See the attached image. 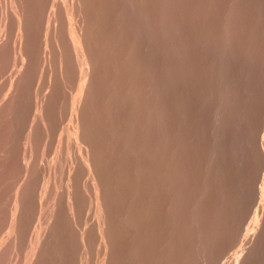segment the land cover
<instances>
[{
  "label": "rangeland",
  "instance_id": "rangeland-1",
  "mask_svg": "<svg viewBox=\"0 0 264 264\" xmlns=\"http://www.w3.org/2000/svg\"><path fill=\"white\" fill-rule=\"evenodd\" d=\"M261 146L264 0H0V264H264Z\"/></svg>",
  "mask_w": 264,
  "mask_h": 264
},
{
  "label": "bare ground",
  "instance_id": "bare-ground-1",
  "mask_svg": "<svg viewBox=\"0 0 264 264\" xmlns=\"http://www.w3.org/2000/svg\"><path fill=\"white\" fill-rule=\"evenodd\" d=\"M248 1H249V0H248ZM185 2H186V1H185ZM255 2H256V1H255ZM260 2H261V1H260ZM186 3H187V2H186ZM188 4H189V3H188ZM192 4H193V3H192ZM72 7H73V6H72ZM249 7H250V6H249ZM200 8H201V7H200ZM200 8H199V10H200ZM66 9H67V8H66ZM233 9H234V8H233ZM249 9H250V8H249ZM197 10H198V9H197ZM197 10H196V11H197ZM245 10H246V9H245ZM255 12H256V11H255ZM184 13H185V12H184ZM235 13H236V12H235ZM188 14H189V13H188ZM198 14H199V13H198ZM256 15H257V14H256ZM70 17H71V16H70ZM169 18H170V17H169ZM187 18H188V17H187ZM180 28H181V27H180ZM170 29H171V28H170ZM170 29H169V30H170ZM255 29H256V28H255ZM69 30H70L69 32H70V39H71V41L73 42V44H75L76 46H78L79 43H78V41L75 39V35L72 33V30H71V29H69ZM175 30H176V29H175ZM178 30H179V29H178ZM181 31H182V30H181ZM171 33H172V30H171ZM173 34H174V33H173ZM170 35H171L172 40H173L174 35H173V36H172V34H170ZM170 35H169V36H170ZM80 36H81V35H80ZM245 39H246V38H245ZM241 40H242V39H241ZM173 41H174V40H173ZM180 41H181V40H180ZM190 41H191V40H190ZM249 43H250V42H249ZM171 44H173V42L170 43V44H168V45H171ZM180 45H181V44H180ZM243 45H244V44H243ZM171 47H172V50H173V51H174V49H176L174 45H172ZM77 48H78V47H77ZM173 48H174V49H173ZM180 48H181V47H180ZM252 48H253V47H252ZM170 50H171V48H170ZM170 50H169V51H170ZM171 52H172V51H171ZM174 52H175V51H174ZM172 53H173V52H172ZM172 53H171V54H172ZM178 53H179V52H178ZM175 54H176V53H175ZM82 55H83V53H82ZM170 56H171V55H170ZM173 57H174V56H173ZM181 58H182V57H181ZM244 59H245V58H244ZM172 60H173V59H172ZM181 61H182V60H181ZM246 62H247V61H246ZM178 63H179V62H178ZM187 63H188V62H187ZM222 63H223V62H222ZM80 65H81V64H80ZM169 65H170V64H169ZM188 65H189V64H188ZM86 66H87V65H86ZM178 66H179V64H178ZM216 67H217V66H216ZM171 68H172V67H171ZM171 68H170V69H171ZM221 68H222V67H221ZM86 69H87V68H86ZM170 69H169V70H170ZM214 69H215V68H214ZM218 69H219V68H218ZM173 71H174V70L172 69V72H173ZM217 71H218V70H217ZM170 72H171V71H170ZM170 72H169V73H170ZM174 72H176V71H174ZM174 72H173V75H174ZM190 73H191V72H190ZM239 73H240V72H239ZM243 73H244V72H243ZM170 75H172V73H171ZM173 75H172V76H173ZM179 75H180V74H179ZM184 75H185V74H184ZM192 75H193V74H192ZM172 76H171V78H172ZM173 77H174V76H173ZM168 78H169V77H168ZM171 78H169L170 81H171ZM226 78H227V76H226ZM229 78H230V77H229ZM189 80H190V79H189ZM172 81H173V79H172ZM172 84H174V82H173ZM183 86H184V85H183ZM228 86H229V85H228ZM173 87H174V86H172L171 91H173ZM170 88H171V87H170ZM76 91H77V90H76ZM187 91H188V90H187ZM187 93H188V92H187ZM176 94H177V93H176ZM172 95H173V94H172ZM180 96H181V95H180ZM184 97H185V96H184ZM172 98H173V96H172ZM182 98H183V97H182ZM180 99H181V98H180ZM173 101H174V99H173ZM179 102H180V101H179ZM182 102H183V101H182ZM172 103H173V102H172ZM173 104H174V103H173ZM178 104H179V103H178ZM252 105H253V104H252ZM168 107H169V106H168ZM170 107H171L170 109L174 108V106H170ZM177 107H178V106H177ZM176 109H178V108H176ZM181 109H182V108H181ZM172 110H173V109H172ZM182 110H183V109H182ZM71 111H72V110H71ZM177 111H178V110H177ZM71 113H72V112H71ZM170 113H171V112H169V115H170ZM250 113H251V112H250ZM173 114H174L173 116H176L174 112H173ZM176 114H177V113H176ZM243 114H244V113H243ZM171 116H172V115H170V117H171ZM183 116H184V115H183ZM246 116H247V115H246ZM171 118H172V117H171ZM171 118H170V119H171ZM173 118H174V117H173ZM173 118H172V121H171L172 123H174V122H173ZM232 118H233V117H232ZM253 119H254V118H253ZM250 121H251V120H250ZM169 122H170V120H169ZM169 122H168V126H170L169 124L171 123V122H170V123H169ZM175 122H176V121H175ZM174 124H175V123H174ZM174 124H173V125H174ZM179 124H180V122H179ZM251 124H252V123H251ZM173 125L170 126L171 129H172V126H173ZM257 125H258V124H257ZM154 126H155V125H154ZM161 126H163V125H161ZM166 126H167V124H166ZM168 126H167V127H168ZM174 126H175V125H174ZM177 126H178V124H177ZM248 126H249V125H248ZM163 127H164V126H163ZM261 127H262V126H261ZM156 128H158V127H156ZM167 129H168V128H167ZM174 129H175V128H174ZM174 129H173V130H174ZM177 129H178V128H177ZM179 129H180V128H179ZM253 129H254V128H253ZM162 130H163V129H162ZM261 130H262V129H261ZM261 130H260V131H261ZM167 131H168V130H167ZM169 131H170V128H169ZM177 131H178V130H177ZM177 131H172V132H171L172 135H173L175 132H177ZM247 131H248V130H247ZM156 132H157V131H156ZM156 132H155V133H156ZM228 132H229V131H228ZM249 132H251V131H249ZM155 133H154V134H155ZM249 134H250V133H249ZM156 135H158V134H156ZM170 135H171V134H170ZM172 135H171V136H172ZM175 135H176V134H175ZM175 135H173V136H175ZM247 135H248V134H247ZM247 135H246V136H247ZM250 135H251V134H250ZM259 135H260V134H259ZM154 136H155V135H154ZM171 136H170V137H171ZM173 136H172V137H173ZM59 137H60V136H59ZM157 137H158V136H157ZM163 137H164V136H163ZM231 137H232V136H231ZM259 137H260V136H259ZM155 138H156V137H154V139H155ZM248 138H249V137H248ZM58 139H59V138H58ZM159 139H160V138H159ZM245 139H246V138H245ZM156 141H157V139H155V143H156ZM168 141H169V140H168ZM239 142H240V141H239ZM262 142H263V141H262ZM155 143L153 142V144H155ZM155 146H156V145H155ZM160 146H161V145H160ZM160 146H159V147H160ZM156 147H157V146H156ZM162 147H163V146H162ZM261 147H262V146H261ZM56 148H57V147H56ZM79 149H80V148H79ZM154 149H155V148H154ZM159 149H160V148H159ZM166 149H167V148H166ZM262 149H263L262 151L264 152V146L262 147ZM52 150H53V149H52ZM52 150H51V151H52ZM163 151H164V150H163ZM51 153H52V152H51ZM155 153H157V152H155ZM158 154H159V153H158ZM83 155H84V154H83ZM160 155H164V154L162 153V154H160ZM56 156H57V155H56ZM86 156H87V155H86ZM155 157H157V156H155ZM82 158H83V157H82ZM158 158H159V157H158ZM158 158H157V159H158ZM162 158H163V157H162ZM164 158H165V157H164ZM84 159H86V158H84ZM234 159H235V158H234ZM88 160H89V159H88ZM88 160H87V161H88ZM164 160H165V159H164ZM87 161H86V162H87ZM154 161H155V160H154ZM154 161H152V163H153ZM160 161H161V160H160ZM80 162H81V161H80ZM88 162H89V161H88ZM164 163H165V162H164ZM166 163H167V161H166ZM80 164H82V163H80ZM88 165H90V164H88ZM168 165H169V163H168ZM169 167H170V166H169ZM170 168H171V167H170ZM170 168H169V169H170ZM153 169H155V168H153ZM86 171H87V169H86ZM151 171H152V170H151ZM169 171H170V170H169ZM85 173H86V172H85ZM89 173H90V172H89ZM87 174H88V172H87ZM91 174H92V172H91ZM171 174H172V173H171ZM89 175H90V174H89ZM154 176H155V175H154ZM177 176H178V174H177ZM156 177H158V176L156 175ZM159 178H160V177H158V180H159ZM89 179H90V178H89ZM89 179H88V180H89ZM84 180H85V179H84ZM90 180H91V179H90ZM92 180H93V179H92ZM85 181H87V180H85ZM88 182H89V181H88ZM155 183H156V182H155ZM159 183H161V182H159ZM157 186H158V185H157ZM87 187H88V186H87V184H86V189H87ZM92 187H93V186H91V189H92ZM81 188H82V187H81ZM83 188H84V187H83ZM84 190H85V189H84ZM82 192H83V194L85 195L83 189H82ZM87 193H88V192H87ZM91 193H92V192H91ZM81 195H82V194H81ZM89 195H90V194H89ZM93 196H94V195H93ZM169 196H170V195H169ZM69 197H70V195H69ZM89 197H90V196H89ZM95 197H96V196H95ZM74 198H75V197H74ZM78 198H79V197H78ZM86 198H87V197H86ZM94 199H95V198H94ZM69 200H71V199H69ZM81 200H82V198H81ZM88 200H90V199H88ZM73 201H74V200H73ZM96 201H97V200H96ZM68 202H69V201H68ZM77 202H78V201H77ZM85 202H87V201H85ZM91 203H92V202H91ZM83 204H85V203H83ZM86 205H87V204H86ZM79 206H80V205H79ZM70 207H71V205H70ZM73 208H74V207H73ZM72 211H73V210H72ZM72 211H71V213H72ZM68 213H69V212H68ZM88 213H89V212H88ZM87 216H88V215H87ZM139 218H140V217H139ZM249 223H250V222H249ZM95 225H97V224H95ZM99 226H100V225H99ZM94 228H95V227H94ZM95 229H96V228H95ZM102 230H104V229H102ZM100 231H101V230H100ZM100 231H99V232H100ZM82 233H83V231H82ZM102 233H103V232H102ZM248 233H249V232H248ZM97 234H98V233H96V235H97ZM104 234H105V233H103L102 235H104ZM83 235H84V234H83ZM81 236H82V235H81ZM93 236H94V235H93ZM247 236H248V235H247ZM96 237H97V236H96ZM238 237H239V235H238ZM94 238H95V237H94ZM97 238H98V237H97ZM100 238H101V237H100ZM104 238H105V237H104ZM248 238H249V236H248ZM240 239H241V238H240ZM82 240H83V239H82ZM104 241H105V240H104ZM83 242H84V241H83ZM99 243H100V241H99ZM238 247H239V246H238ZM238 249H239V248H238ZM242 251H243V250H242ZM240 252H241V251H240ZM241 255H242V254H241ZM230 257H231V256H230ZM236 257H238V256H236ZM238 258H239V257H238ZM235 260H236V259H235ZM235 260H234V261H235ZM237 261L239 262V260H237ZM232 263H233V262H232ZM235 263H236V262H235Z\"/></svg>",
  "mask_w": 264,
  "mask_h": 264
}]
</instances>
